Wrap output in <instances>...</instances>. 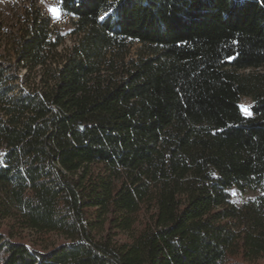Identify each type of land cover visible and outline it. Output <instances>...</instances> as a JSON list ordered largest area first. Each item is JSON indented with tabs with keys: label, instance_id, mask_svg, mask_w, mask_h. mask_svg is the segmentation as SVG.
Here are the masks:
<instances>
[{
	"label": "trees",
	"instance_id": "trees-1",
	"mask_svg": "<svg viewBox=\"0 0 264 264\" xmlns=\"http://www.w3.org/2000/svg\"><path fill=\"white\" fill-rule=\"evenodd\" d=\"M52 1L71 45L0 44V264H264V0Z\"/></svg>",
	"mask_w": 264,
	"mask_h": 264
},
{
	"label": "rangeland",
	"instance_id": "rangeland-1",
	"mask_svg": "<svg viewBox=\"0 0 264 264\" xmlns=\"http://www.w3.org/2000/svg\"><path fill=\"white\" fill-rule=\"evenodd\" d=\"M33 5L40 8L48 17H50L51 24L54 29H58L62 31L64 35H66V42L64 47L71 45L73 40L75 39L74 34H72V20L65 16L59 10L57 3L52 0H0V44L5 40V37L7 36L6 32L12 30L16 23L19 22L21 15L25 13L27 7H31ZM139 49L140 46L135 45L132 48L131 55L133 57L136 56ZM242 106L244 114L249 116L250 114L248 113H250V101L243 100ZM231 193L233 195V201L239 206L249 200H254L259 195V192L256 190L241 192L237 189H233ZM5 223L11 225L13 222L6 221ZM21 233L23 236L27 237V240L31 243L35 244L38 239L36 235L29 229H22ZM60 241L61 238L56 236L52 239L47 240L46 242L39 241L38 243L42 244L44 248H48L52 247L55 244H58Z\"/></svg>",
	"mask_w": 264,
	"mask_h": 264
},
{
	"label": "snow or ice",
	"instance_id": "snow-or-ice-1",
	"mask_svg": "<svg viewBox=\"0 0 264 264\" xmlns=\"http://www.w3.org/2000/svg\"><path fill=\"white\" fill-rule=\"evenodd\" d=\"M53 11H55V10H53ZM248 114H250V113H248Z\"/></svg>",
	"mask_w": 264,
	"mask_h": 264
}]
</instances>
